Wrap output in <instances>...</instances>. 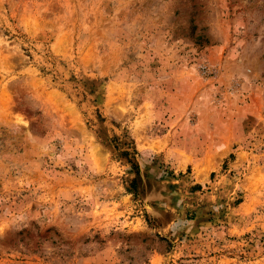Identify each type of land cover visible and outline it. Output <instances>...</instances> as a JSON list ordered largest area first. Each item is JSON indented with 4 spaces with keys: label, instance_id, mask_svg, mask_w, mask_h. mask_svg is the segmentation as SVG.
<instances>
[{
    "label": "rangeland",
    "instance_id": "1",
    "mask_svg": "<svg viewBox=\"0 0 264 264\" xmlns=\"http://www.w3.org/2000/svg\"><path fill=\"white\" fill-rule=\"evenodd\" d=\"M0 264H264V0H0Z\"/></svg>",
    "mask_w": 264,
    "mask_h": 264
}]
</instances>
